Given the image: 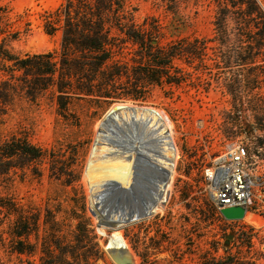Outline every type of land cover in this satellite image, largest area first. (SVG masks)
<instances>
[{"label":"rangeland","instance_id":"374dc122","mask_svg":"<svg viewBox=\"0 0 264 264\" xmlns=\"http://www.w3.org/2000/svg\"><path fill=\"white\" fill-rule=\"evenodd\" d=\"M63 1L0 0V12L8 11V17L2 20L9 25L8 38L2 42L20 56L59 51L62 31L48 35L43 22L44 15ZM261 2L264 6V0ZM128 4L138 27H159L163 31V45L180 37L207 41L205 47L199 48L194 61L191 57L179 58L170 71L172 74L192 72L193 79L181 86L146 85L142 91L144 100L132 97L108 102L73 99L65 115L60 113L52 89L36 100L24 95L18 97L6 113L0 115V140L12 134L27 136L71 164L79 181L75 187L65 185L50 176L48 163L43 162L41 175L31 170L18 171L13 193L26 204L45 206L46 201L53 198L52 202L62 201L68 206L71 198L84 192L88 215L105 252L97 264H117L106 250L113 229L110 226L99 228L97 214L132 216L145 211L140 189L136 185L134 193L122 189L120 197L101 190L95 197L86 170L99 122L115 104L156 108L169 119L179 157L165 206L143 218L123 223L121 230L135 254V264H203L208 256L222 257L227 253L247 256L255 264H264V120L253 105L257 101L264 102V79L248 81L242 77L248 72H264L260 61L264 50L256 55L259 61L246 63L242 60L244 52L222 46L215 33L216 6L211 0H180L177 12L170 11L162 0H128ZM134 48L129 41L124 56L117 58L133 63ZM220 72L223 79H217ZM121 81L126 82L123 88L129 85L125 76ZM238 99H242L244 105L242 111L236 113ZM235 141L248 144L251 156L257 161L254 168L263 183L255 190L248 214L240 220H228L220 211L216 215L212 213L213 205L202 190L203 167ZM124 160L110 161L112 164L106 168L118 172ZM5 226L0 227V232ZM246 236L252 237V249L248 253L242 247V238ZM7 259L0 246V260ZM17 261L13 256L8 264Z\"/></svg>","mask_w":264,"mask_h":264},{"label":"trees","instance_id":"16d2710c","mask_svg":"<svg viewBox=\"0 0 264 264\" xmlns=\"http://www.w3.org/2000/svg\"><path fill=\"white\" fill-rule=\"evenodd\" d=\"M177 12L180 0H162ZM216 6L214 21L220 44L229 50L244 52L246 63L259 61L264 50V6L261 0H211ZM8 11L0 12V115L20 96L36 100L52 89L59 111L65 115L69 101H109L132 97L144 100L146 85L181 86L193 79L192 72L170 71L179 58L191 57L207 41L180 37L163 45V31L141 28L134 23L128 0H64L54 11L44 15L43 27L48 35L62 31L59 51L26 54L12 52L2 40L9 35L4 22ZM129 41L135 46L132 62L124 56ZM264 64V58L260 60ZM129 85L123 88L122 77ZM244 80L260 81L264 72H248ZM223 79V73L217 79ZM124 89V90H121ZM126 91V92H123ZM126 93V94H125ZM235 112L242 111L244 101L238 99ZM254 108L264 120V102ZM43 162L48 163L50 176L65 185H74L79 175L60 159L55 151L33 143L27 136L12 134L0 140V246L8 259L0 264H97L105 252L91 216L88 215L84 192L71 198L68 206L62 201H46L45 206L23 203L13 193L18 171L31 170L41 175ZM77 193V189L74 188ZM54 200V199H53ZM55 201V200H54ZM213 205L212 213L217 214ZM247 253L252 237L242 238ZM242 253V252H241ZM203 264H255L247 256L227 253L208 256Z\"/></svg>","mask_w":264,"mask_h":264},{"label":"bare ground","instance_id":"6f19581e","mask_svg":"<svg viewBox=\"0 0 264 264\" xmlns=\"http://www.w3.org/2000/svg\"><path fill=\"white\" fill-rule=\"evenodd\" d=\"M172 133L167 115L151 107L115 104L99 122L86 170L91 180L93 195L97 197V194L104 190L111 195L115 194V197H120L122 189L134 193L136 185L144 202L142 207L145 208V211L132 216L98 213L101 227L110 226L113 229L107 246L130 250L121 230L123 223L143 218L144 215L154 213L165 206L179 157ZM127 141L129 143H126ZM119 158L125 159L119 173L112 171L111 167H108L110 169L108 171L106 167L112 164L110 161L116 162ZM103 228L100 230L103 231ZM134 260L136 263L135 257Z\"/></svg>","mask_w":264,"mask_h":264},{"label":"built area","instance_id":"2783aa9c","mask_svg":"<svg viewBox=\"0 0 264 264\" xmlns=\"http://www.w3.org/2000/svg\"><path fill=\"white\" fill-rule=\"evenodd\" d=\"M256 163L248 144L235 141L203 167V193L218 211L236 205L244 206L246 214L252 209L255 190L263 183L254 168Z\"/></svg>","mask_w":264,"mask_h":264},{"label":"water","instance_id":"95a60500","mask_svg":"<svg viewBox=\"0 0 264 264\" xmlns=\"http://www.w3.org/2000/svg\"><path fill=\"white\" fill-rule=\"evenodd\" d=\"M220 212L228 220H240L245 217L246 208L242 205L222 207ZM93 213L95 214V212ZM98 227H101L100 223ZM106 250L117 264H135L133 254L129 249L120 250L112 246H106Z\"/></svg>","mask_w":264,"mask_h":264}]
</instances>
